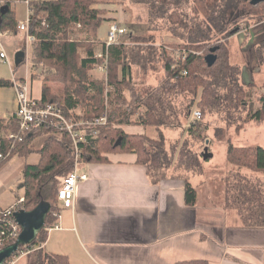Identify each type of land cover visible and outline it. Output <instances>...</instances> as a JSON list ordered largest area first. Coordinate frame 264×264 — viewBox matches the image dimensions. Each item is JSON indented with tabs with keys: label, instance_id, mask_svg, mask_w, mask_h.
I'll use <instances>...</instances> for the list:
<instances>
[{
	"label": "trees",
	"instance_id": "obj_1",
	"mask_svg": "<svg viewBox=\"0 0 264 264\" xmlns=\"http://www.w3.org/2000/svg\"><path fill=\"white\" fill-rule=\"evenodd\" d=\"M101 1L31 0V28L38 38L34 43V59L49 67L45 70L41 103H57L68 118L93 119L108 114V123L99 127L97 136H88L85 142H80L81 164L107 162L112 154L135 153L137 162L146 166L153 183L158 184L170 176L182 178L186 203L196 205L200 183L193 176H205V162L210 159L204 160L202 154L194 150L196 139L206 135L204 131L209 127L208 121H201L206 116L218 114L228 128L245 120L262 122L264 97L260 109H249L248 93L255 84L241 82L242 67L232 61L229 50L228 55L225 53L222 41L216 51L217 59L211 66L205 60L206 54L190 51L186 60L178 61L166 46L175 51L179 47L197 51L207 48L208 53L215 38L216 41L229 39L241 31V25L250 28L264 21V1L255 4L252 0H146L150 22L166 19L174 30L188 29L189 35L177 36L170 44H163L162 40L163 45L156 46L154 36L133 35L127 30L119 37L118 43L108 48L107 79L96 80L89 72L104 62L98 57L101 52H95L99 29L105 20L111 22L110 26L118 23L115 18L106 17L107 10L98 6ZM4 5L10 8L2 15ZM190 11L202 16L203 23L189 27ZM0 16L3 19L0 30L19 32L12 2L0 4ZM76 24H81L85 30L76 29ZM84 32L88 34L84 41L90 43L82 41ZM104 42L102 49L105 51ZM159 63L164 69V78L139 90L131 68L147 71ZM49 83L63 85V94H55ZM13 84L12 78L0 76V88ZM80 105L85 108L81 116L76 112ZM194 106L201 108L200 120L190 119ZM245 112L247 115L243 118ZM184 125L192 138L184 142L176 157L177 148L167 150L164 130ZM126 126L155 127L158 138H151L147 133H130ZM7 129L18 131L16 116L9 120L0 118V133ZM51 131L53 134L57 129L44 127L28 133L24 142L17 143L12 156H28L34 150L32 140ZM62 133L60 138L48 136L39 150V163L27 164L24 170L25 201L22 208L31 209L41 200L49 202L52 209L47 226L57 221L53 213L60 210L59 188L75 169L76 146L68 131ZM207 144L211 152L210 140ZM9 145L3 139L0 153L7 152ZM226 152L227 163L232 168L225 170L224 182L233 181L234 184L222 202L225 207L237 210L245 225L264 227V147L237 145L229 141ZM12 156L1 161L0 166ZM3 230H8V226L2 224L0 233ZM46 238L47 231L43 230L30 245L21 246L14 256L29 252L28 264H71L68 256L48 252L41 246ZM12 242L6 240L5 246ZM176 264L208 262L191 260Z\"/></svg>",
	"mask_w": 264,
	"mask_h": 264
},
{
	"label": "crops",
	"instance_id": "obj_2",
	"mask_svg": "<svg viewBox=\"0 0 264 264\" xmlns=\"http://www.w3.org/2000/svg\"><path fill=\"white\" fill-rule=\"evenodd\" d=\"M8 1L0 0V4ZM14 9L18 22L23 21L26 14ZM252 27L240 31L245 34L243 43L242 34H235L233 39L239 36L241 45L251 42ZM15 34L10 32L2 38L9 61L0 62V66L7 63L12 80L27 79L33 90L36 79L30 54L24 50L26 36L19 44L15 37L5 40ZM260 40L264 41V36ZM1 72L0 76L5 77ZM42 87L43 83L39 97L31 94L40 99ZM17 103L14 84L0 88V118L11 119ZM139 127L125 128L130 133H145L143 126L141 131L136 130ZM46 138L45 134L33 139L31 155H14L0 166V210L24 197L25 167L39 163V150ZM109 159L81 166L88 178L78 183L73 206L64 207L59 202V228L46 229V223L47 238L41 246L48 252L68 256L71 264H176L191 260L264 264V227L245 225L239 212L225 207L212 188L198 193L196 205H188L182 178L170 176L155 184L146 166L137 162V154H112ZM28 262L29 252H22L6 264Z\"/></svg>",
	"mask_w": 264,
	"mask_h": 264
},
{
	"label": "rangeland",
	"instance_id": "obj_3",
	"mask_svg": "<svg viewBox=\"0 0 264 264\" xmlns=\"http://www.w3.org/2000/svg\"><path fill=\"white\" fill-rule=\"evenodd\" d=\"M146 0H102L99 3V7L102 9H106L105 12L106 17H115V20L121 24L120 26L125 27L128 31L132 32L133 35L149 37L154 36L156 38V46H162L163 44H170L175 42L177 36L189 35L190 31L188 29H181V30H174L173 26L166 20H159V21H152L150 22V9L148 8L149 3H145ZM8 2H12L13 8L16 7L17 11H22L23 21L27 19V14L30 15V7L31 5L23 3L21 0H9ZM190 17H188L189 27L194 26V24L200 22L203 23L204 18L202 16L194 15L192 11H190ZM264 21L256 23L251 28L253 33V39L251 42H247L244 45H241L239 42V36L236 39H233L234 35L231 36L229 39L225 40H218L212 41L211 44H214L212 47H216L222 41L223 49L225 53L232 58L233 62H240L243 68V74L241 76V82L243 84H248L253 82L255 87L253 91H249L248 93V100H249V109L252 111H256L262 107L261 98L264 97V41L260 40V36H264ZM110 21L105 20L100 29L98 37L95 40V52L102 51V43L103 41L107 40ZM78 30H85L81 24H76L74 26ZM241 30L245 28V25L240 26ZM33 31V28H31ZM127 32V31H126ZM33 33V32H32ZM15 34V33H13ZM17 34V35H16ZM12 37H5V40H12L14 37L16 38V43H23L22 38L26 36L25 31H19ZM34 34V33H33ZM236 34H242L244 38H242L241 43H243L245 39V34L243 32H238ZM7 35V34H6ZM5 35V36H6ZM35 35V34H34ZM88 34L84 32L82 35V41L90 43L89 41H84ZM36 40H38L37 36L35 35ZM231 39V40H230ZM25 40L24 50L27 54H30V62L33 68V77L36 79V82L32 85L34 95L39 97L41 95V84L44 85V78H45V70L49 67L44 63H37L34 59V43L27 42ZM162 40L164 43L162 44ZM214 42V43H213ZM130 45H134V42H130ZM167 50L170 54L172 50H174L170 46H166ZM185 49L190 50L186 47H179L176 50ZM207 49V48H206ZM206 49H201V51H195L199 55L209 54L210 52L206 53ZM227 50L228 53H227ZM33 52V57L31 59V54ZM224 54V52H223ZM29 61V60H28ZM0 69L3 70L2 75L7 78H12V72L10 66L5 63L0 66ZM131 72L133 74V79L136 82L138 89L142 90L145 89L149 84H156L162 78H164V69L162 64H156L155 67L149 68L147 71H143L138 67L131 68ZM93 78L96 80L98 79H107V75L101 71L98 66L92 68L89 72ZM108 74V73H107ZM16 78L13 79L15 81ZM49 86L52 87V91L55 94L62 95V90L64 88L63 85L57 83H49ZM17 91V90H16ZM201 111V108L198 106H194L191 113L190 119L192 120L193 114L195 115L196 111ZM78 114L81 116L85 113L84 106H79L76 110ZM247 112L243 113V118L246 117ZM77 114V113H76ZM82 118V117H81ZM197 120H200L197 119ZM208 121L209 127L204 131L206 135H203L196 140L198 142L194 146V150L198 151V153L202 154L204 149L207 147V143L210 140V147L211 152L213 153V157L210 158L205 162L207 174L203 177H195L193 176L194 180H198L201 186L198 188V193L200 192H208L209 189L212 190L220 195V200L223 201L227 192L232 188V182H224V174L225 170L232 168V165L227 163V152L226 148L228 142H233L237 145H253V146H262L264 147V121L262 122H255V121H242L240 125H234L231 128H228L224 121L218 114H211L206 116L204 120L201 122ZM142 127V126H141ZM141 127L137 128L136 130L141 131ZM187 125L179 128H166L164 130L166 136V147L168 151H172L173 148H177L175 151V155L177 157L178 151L180 147L184 144L187 139H191L192 137L188 133ZM7 130H4L0 133V137H2ZM145 133H147L151 138L157 139L158 133L155 127L148 126L144 128ZM31 134V133H30ZM54 135L51 132L46 133V136ZM205 137H208L206 140ZM33 142V140H32ZM32 146V144H31ZM33 148V146H32ZM34 149V148H33ZM31 155V154H30ZM84 164H79V171H81V166ZM88 175V174H87ZM63 184V183H62ZM61 187V186H60ZM60 189V188H59ZM203 190V191H202ZM200 195V194H199ZM59 199V196H58ZM25 201V200H24ZM60 202V200H59ZM24 203V202H23ZM49 227V225L47 226Z\"/></svg>",
	"mask_w": 264,
	"mask_h": 264
},
{
	"label": "built area",
	"instance_id": "obj_4",
	"mask_svg": "<svg viewBox=\"0 0 264 264\" xmlns=\"http://www.w3.org/2000/svg\"><path fill=\"white\" fill-rule=\"evenodd\" d=\"M28 5H30L31 0H25ZM32 11L30 10V15L27 19L18 23L19 30L26 32V41L33 42L36 40L35 35L31 31V26L33 24V19L31 18ZM127 29L120 26L118 23H113L110 26V31L107 40L104 42L106 44L105 51L102 49L98 57L103 58L104 62L98 66L106 75L108 69V48L113 43H118L119 37L126 33ZM11 31L0 30V62L9 61L8 53L3 45L2 38L9 34ZM193 50H172L175 59L186 60L187 55ZM196 53L195 51H193ZM14 87L17 90V108L14 113L18 120V131L9 129L5 134L0 137V141L3 139L10 143L7 152L0 153V162L6 160L8 157L12 156L15 151L17 143L24 142L26 135L28 133H33L44 127L56 128L53 134L57 137H62L65 131L71 134L73 142L76 146V156H75V169L74 171L66 177L63 184L59 189V200L62 202L64 207H72L74 204L75 190L80 181L88 178L87 173L79 171V158L81 156L80 142H85L88 136H97L100 126H105L108 123V114L105 113L102 116L86 119L80 118L76 119L74 117L68 118L65 111L61 106L53 101L47 103H41L40 99L35 98L31 94V86L27 79L14 81ZM201 118V111H196L193 114L192 119L196 120ZM52 133V131H51ZM25 197L20 198L15 204L0 210V226L2 224L8 226V230H3L0 233V248L5 246L6 240L15 241L20 232L21 226L16 222L14 213L15 211L22 209V204ZM57 218L59 217L58 212L53 213ZM59 228L57 222L46 229Z\"/></svg>",
	"mask_w": 264,
	"mask_h": 264
},
{
	"label": "water",
	"instance_id": "obj_5",
	"mask_svg": "<svg viewBox=\"0 0 264 264\" xmlns=\"http://www.w3.org/2000/svg\"><path fill=\"white\" fill-rule=\"evenodd\" d=\"M264 0H252L253 3L257 4ZM8 5H4L1 8L2 15L6 14L9 10ZM3 23L2 16H0V26ZM219 46L213 47L210 53L206 55L205 60L209 66L213 65L217 59L216 51ZM23 55V52L20 54ZM21 59L17 58V62ZM204 160L213 157V153L209 151L208 146L202 153ZM52 206L49 202L41 200L39 204L31 209H19L15 211L14 216L16 222L21 226V232L18 238L2 248H0V264H6L20 249L21 246L30 245L38 235L45 229L47 219L51 212Z\"/></svg>",
	"mask_w": 264,
	"mask_h": 264
}]
</instances>
